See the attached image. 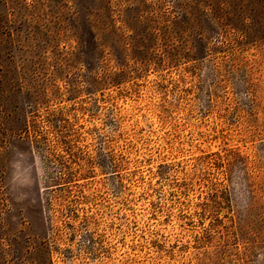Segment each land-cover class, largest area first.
Listing matches in <instances>:
<instances>
[{"label":"rangeland","instance_id":"rangeland-1","mask_svg":"<svg viewBox=\"0 0 264 264\" xmlns=\"http://www.w3.org/2000/svg\"><path fill=\"white\" fill-rule=\"evenodd\" d=\"M221 7L264 0H0V264H264V30Z\"/></svg>","mask_w":264,"mask_h":264},{"label":"trees","instance_id":"trees-1","mask_svg":"<svg viewBox=\"0 0 264 264\" xmlns=\"http://www.w3.org/2000/svg\"><path fill=\"white\" fill-rule=\"evenodd\" d=\"M210 17L217 21L218 25L235 28L247 36H261L264 30V11L247 12L244 10H230L226 8L212 9ZM263 17V18H262ZM250 19V21H247ZM178 21H174L177 23ZM255 22L258 27H256Z\"/></svg>","mask_w":264,"mask_h":264}]
</instances>
